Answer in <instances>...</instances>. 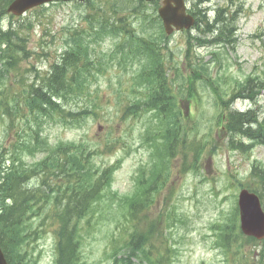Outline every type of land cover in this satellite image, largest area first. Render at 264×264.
I'll return each mask as SVG.
<instances>
[{"label": "rangeland", "instance_id": "rangeland-1", "mask_svg": "<svg viewBox=\"0 0 264 264\" xmlns=\"http://www.w3.org/2000/svg\"><path fill=\"white\" fill-rule=\"evenodd\" d=\"M207 1L187 4L197 19L206 13L210 24L220 10H228L223 16L230 29L227 43L212 42L222 25L214 34L203 35L204 26L197 23L189 32L167 36L158 15L161 1L64 2L21 19L2 18L4 28L19 21L14 27L20 29V44L31 51L23 69L32 75L34 67L44 78L51 64L80 45L87 59L76 78L87 90L77 96L75 82L60 95L63 109L81 111L79 117L63 118L51 109L32 115L21 108L13 120L0 109V155L15 158L14 166L23 170L76 155L93 177L89 203L76 214L67 210L68 200L57 199L62 189L48 188L46 181L42 188L45 178L29 175L24 190L36 198L17 211L12 228L2 227L12 264H264V241L241 233L238 209L240 190L260 183L252 173L264 167V135L232 136L222 121L229 109L250 110L264 119V0ZM111 18H120L122 25L113 34L100 33L98 20ZM198 37L211 43L200 45ZM149 43L177 89L174 111L143 105ZM193 68L203 74L190 86ZM26 74L22 80L16 72L8 74L0 82V97L8 96L2 94L8 88L21 103L23 84L30 83ZM166 111L179 116L175 133L170 118L163 119ZM104 173L109 181L96 184ZM48 178L57 179L52 173ZM16 201L0 198V216ZM62 227L68 246L60 253ZM67 231L72 232L68 239ZM140 237L147 240L151 260L143 261L138 252L130 255Z\"/></svg>", "mask_w": 264, "mask_h": 264}, {"label": "trees", "instance_id": "trees-1", "mask_svg": "<svg viewBox=\"0 0 264 264\" xmlns=\"http://www.w3.org/2000/svg\"><path fill=\"white\" fill-rule=\"evenodd\" d=\"M159 1L160 0H151V2H156L157 4ZM140 2L146 3L142 0H140ZM200 2H207V0H200ZM5 9L6 8H0V82L6 81L8 74H11V72H16L20 74V80H22L24 74L27 73L25 77L30 80V83H22L26 89L23 90L21 103L17 98L11 97L8 88L4 89L2 94H8V96L0 97V109L3 111V114L15 120L21 108H28L32 115L38 113L42 114L44 111L51 109L54 111L58 110L63 118L79 117L81 111L74 114L63 109L64 106H62L60 102V95L63 93L65 86L70 85L73 87L75 86V82L77 83V96L84 94L87 90V88L78 84L81 78H76L77 76L82 77L83 75L84 71L82 65L87 59V54L81 50L80 45H77L75 50L66 52L61 60L51 64L49 72L44 78L40 76V72L34 67L31 68L34 71L32 75L30 69H23V65L28 63V57H31V51L20 44L22 40L18 33L20 29L15 28L14 25H9L7 28H4L1 24V16L5 14ZM109 9L112 10L114 8ZM227 11L228 10H220L212 24H210V19L207 17L206 13L197 19V23H199L198 27L204 26L203 35L208 33L214 34L219 25H222L218 36L212 41L216 44L228 42L230 29L228 25H226V20L223 17ZM98 21L100 22L97 28L100 33L112 34L119 29L118 25H122L123 23L120 18H111L107 23H102L100 19ZM29 24L30 23H28V26ZM23 26H25V24H23ZM195 40L200 45L211 43L210 40L201 37L195 38ZM14 41L19 43L14 44ZM72 41L74 43L81 42L79 38H74ZM145 52H148L150 56L151 66L142 74L147 86L143 105L153 111L162 112L168 109L174 111L175 107L173 108V106L175 105L177 107V89L170 83L168 78L169 72L163 66L162 58L153 44L149 43ZM22 69L23 72H21ZM29 74L30 76H28ZM202 74L201 68H193L188 77V85L194 84L195 80L200 79ZM243 88L248 89V87ZM229 103L230 102H226V105ZM162 114L165 115L163 119L170 118L171 131L173 133L177 132L176 119L179 120V116L173 115L170 117L168 111ZM222 121H225L226 130L232 136L239 134L250 139H260L264 135V119L260 121L250 110L241 113L229 109L225 116H223ZM254 125L258 126L256 131L253 129ZM231 142H233V140H231ZM7 161L12 162L13 166L6 167L5 164ZM53 163L54 164H52V160L48 158L31 170H23L22 165H20V169L14 166L15 158L11 156L5 158L3 154L0 155V198H2V202L9 203L14 199L17 200L15 205H10L7 209L5 207L0 216V234L2 237V227L12 228L14 226V218L16 217L17 211L24 207L25 202L36 198L32 191L27 192L24 190V186L30 174L35 176L41 175L42 179L43 177L45 178L41 184L42 188L43 182L46 181L45 185H47L48 188L62 189L63 193L59 194L60 196H57V199L59 202H66V200H68L66 202L67 210H72L73 213L80 214L82 209L87 206L89 203V184L93 180V177H90V172L82 158L80 156L66 154L61 156V158H53ZM50 173L57 178L55 182H52L51 179L48 178ZM103 176L104 178L101 177L95 183L98 184L104 179L109 181L110 177L107 173H104ZM252 176L260 183H258L257 189L250 187L249 189L257 192L264 204V167L254 168ZM58 182L63 185H57ZM63 222H66L65 219H63ZM64 233L65 229L62 227L60 234L61 241L59 244L60 253L68 246V244L63 241ZM70 236H72V232L67 231V239ZM146 241V239L140 237L136 242H133L130 248V255H135L138 252L143 261L151 260L150 254L152 252L146 249ZM3 249L9 263L12 264L10 260L12 250L9 251V249H6L5 245ZM61 257L62 259H66L65 254H62Z\"/></svg>", "mask_w": 264, "mask_h": 264}, {"label": "water", "instance_id": "water-1", "mask_svg": "<svg viewBox=\"0 0 264 264\" xmlns=\"http://www.w3.org/2000/svg\"><path fill=\"white\" fill-rule=\"evenodd\" d=\"M86 0H15L12 2L7 12L14 16H23L34 7L51 2H72ZM149 1V0H144ZM158 14L162 20L167 35L174 32L191 30L196 19L188 13L186 0H162ZM240 211L241 231L248 237L257 240L264 239V208L259 196L247 189L240 191L238 198ZM0 264H8L0 242Z\"/></svg>", "mask_w": 264, "mask_h": 264}]
</instances>
